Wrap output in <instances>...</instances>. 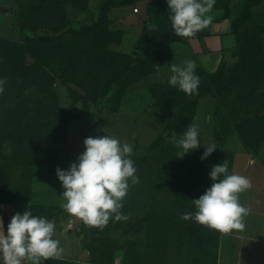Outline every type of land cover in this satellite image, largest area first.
Listing matches in <instances>:
<instances>
[{
	"label": "rangeland",
	"instance_id": "374dc122",
	"mask_svg": "<svg viewBox=\"0 0 264 264\" xmlns=\"http://www.w3.org/2000/svg\"><path fill=\"white\" fill-rule=\"evenodd\" d=\"M36 1L29 3L27 0H0L1 40L13 46H20L25 43V37L60 36L61 33H54L49 29H40L35 34L21 33L17 24L18 14L21 9L28 8ZM106 4L111 10L107 23L102 24L104 32L76 38L66 36L62 40L69 46L64 56L67 67L61 75L62 79L51 77V87L48 90L57 98V108L64 111H74L77 108L85 111L97 109L94 116L98 120L97 128L103 130L102 135L113 136L121 143L131 145L133 153L130 158L143 162L141 165L134 164L139 182L133 184L131 179L129 180L127 195L122 201L120 212L128 219L114 221L110 218L109 223L102 228L87 224L82 226V244L86 255L80 264H93L89 252L92 237L110 241V249L115 250L114 264H129V245L133 243L138 244L140 253L135 264H215L214 244L204 242L195 229H190L194 218L185 220L183 216L186 213H192L194 216L196 208L193 200L198 199L211 187V182L208 180L204 183V179L195 184L189 172L192 160L188 157L195 153L203 155L206 150L203 142L212 143L217 147L213 153L217 154L219 163L227 160L229 171L231 154L227 147L219 146L215 136L219 117L210 115L211 122H208V125H197L198 120L192 123L203 136L199 138L201 147L190 151L183 158H178L176 153L172 154L164 149L152 150L153 145L163 138L164 145L181 151L177 145L183 137L166 129V124L173 118L172 112L176 108H157L153 100L149 101L148 93L145 95V92H141L148 90L152 85L168 81L172 75L173 63H161L165 57L163 52L159 53L162 50H154L155 54L158 53L155 56L158 64L149 62L147 76L131 88L125 89L121 98H118L116 89L108 95L100 89L114 67V57L127 56L134 52L151 11L163 9L165 16L168 15L165 17L168 28L174 31L170 20L172 13L166 0H88L87 8L84 9L65 7V31H79L84 27L95 26ZM136 9L139 10L138 13ZM3 10L7 12L4 13ZM259 11H264V5ZM262 28L264 21L247 20L239 29L241 48L225 61L222 75L215 78L198 75L199 86L205 87L202 91L216 95L215 112H218L221 123L224 120H230L234 125H237L238 121L244 124L252 123L264 115V40L262 38V44L256 47L255 41L252 40L256 31L261 33ZM162 47H166L165 44ZM141 56L146 57L145 54ZM244 60L249 61L248 67L243 66ZM26 62L30 65L33 59L27 55ZM98 76L101 84L96 87ZM199 91L202 93L199 89L196 93ZM196 96L197 94L189 95V100ZM201 113L211 114L209 108ZM249 149L255 154L259 152L256 142ZM39 156L46 160L42 165L34 167L30 181L24 177L21 168L15 169L12 176L14 187L30 183L33 191L53 180L56 175L53 170L57 169L58 164L53 145L44 143ZM207 164L205 173L209 174L212 165Z\"/></svg>",
	"mask_w": 264,
	"mask_h": 264
},
{
	"label": "trees",
	"instance_id": "16d2710c",
	"mask_svg": "<svg viewBox=\"0 0 264 264\" xmlns=\"http://www.w3.org/2000/svg\"><path fill=\"white\" fill-rule=\"evenodd\" d=\"M32 3V0H27ZM263 0H245V7L242 14L233 22V33L237 37V49L233 54L240 50V26L247 20L264 18V14H254L253 8ZM231 0H216L215 5L218 9L225 11L228 16ZM88 0H37L28 8L21 9L18 14L21 33H37L40 29H49L54 33H61L58 38L54 37H25L24 44L17 46L0 39V80L4 81L3 92L0 93V214L5 221L7 231L8 220L2 211V206L8 203L25 201L32 195V189L29 184H20L13 186V173L16 168H21L24 177L30 181L35 166L42 165L46 158H41L39 153L44 143L51 145L65 144L69 137L68 124L75 118L73 110L64 111L57 108V98L49 92L51 87V77L61 78L66 69L64 56L69 50L68 44L63 43L66 36L85 37L87 34L95 32H104L102 24L107 23L108 13L111 10L106 4L101 10V18L95 26L84 27L79 31L66 30L67 25L64 21V10L66 6H73L78 9L87 8ZM4 13L7 10H3ZM168 17V15L166 14ZM165 11L157 9L151 11V16L143 25L141 36L137 42L136 48L132 54L127 56H116L113 59L114 66L109 74L107 81L102 83L100 90L108 95L116 89L118 98L123 96L125 89L131 88L134 84L140 82L149 73L148 63L158 64L154 50L160 48L165 57L161 63H170L173 61L170 44L179 41L182 37L177 36L174 31L169 30L168 22L165 19ZM259 21V20H258ZM264 28L261 33L252 36L255 41V47L263 42ZM165 44L166 47H162ZM254 48V47H253ZM251 48V49H253ZM250 49V50H251ZM257 49V48H255ZM258 49H260L258 47ZM145 54L146 57H142ZM232 54V55H233ZM33 59L32 64L28 65L26 56ZM153 58V59H152ZM151 60V61H150ZM249 61H243V66L248 67ZM225 62L221 64L219 70L214 74H206L196 71V75L204 74L211 78L222 75ZM264 66V62H263ZM96 80V87L101 84L100 76ZM64 78V76H63ZM62 79V78H61ZM264 82V80L262 81ZM199 90L205 87L198 86ZM207 88V86H206ZM154 99V105L157 107L176 108L171 121L166 124V129L170 132L182 136L183 132L194 122L197 112L206 102H212L214 107V116L219 117L216 125V141L219 146H224L229 136L238 133L245 143L247 149L256 142L258 149L264 140V115L257 118L252 123L244 124L238 121L237 125L230 120H224L221 123L218 112H215L216 95L208 92L199 91L196 97L189 100V95L173 88L168 81L152 85L148 88ZM30 93V94H27ZM193 94V95H194ZM225 126L227 129H225ZM224 129L226 131H224ZM164 149L169 153L180 151L177 148H171L164 145L163 138H160L152 147V150ZM225 153L224 151H222ZM229 152V151H228ZM230 153V152H229ZM231 154L232 166L233 155ZM223 156V155H222ZM45 157V156H44ZM200 153L189 156L192 160L190 164V177L195 184L201 179L213 181L209 174L205 173L207 163L212 167L219 164L216 153H212L208 159H201ZM56 159L59 161V153H56ZM143 161H134V164L141 165ZM212 169V168H211ZM57 169H54L55 172ZM181 183V182H180ZM53 208L51 207H32L33 215H48ZM85 223L82 221L81 228ZM190 229H195L204 242L213 243L216 252V261L218 260V245L221 231L202 225L195 220ZM81 231H83L81 229ZM108 239L92 237L90 239L89 252L91 263L93 264H114L115 250L110 249ZM98 244V246H96ZM99 254V255H98ZM138 244L129 245V264H135L139 257ZM46 264H77L69 261H62L49 258Z\"/></svg>",
	"mask_w": 264,
	"mask_h": 264
},
{
	"label": "clouds",
	"instance_id": "9594fccd",
	"mask_svg": "<svg viewBox=\"0 0 264 264\" xmlns=\"http://www.w3.org/2000/svg\"><path fill=\"white\" fill-rule=\"evenodd\" d=\"M172 15L170 20L177 36L191 37L211 24L210 15L216 0H166ZM195 62L187 60L184 66L171 68L168 83L185 94L197 92L199 76L195 73ZM4 81L0 80V93ZM202 134L195 125H190L178 141V158L201 147ZM203 142V141H202ZM85 150L77 162L68 169L57 168L56 174L64 189V208L70 215L80 218L85 224L104 227L110 218L127 220L120 212L127 195L129 180L138 183L137 169L130 158L133 147L121 143L110 135L87 137L83 141ZM206 150L201 159H207L217 147L204 143ZM213 181L203 195L193 200L196 212L186 213L183 219L194 220L202 225L228 232L243 229L242 217L248 210L239 202V194L252 187L251 181L241 175L229 174L228 163L212 167L209 173ZM0 264H44L49 258L59 257L63 249L54 239L55 224L46 217L33 215L29 210L15 214L4 231L0 219Z\"/></svg>",
	"mask_w": 264,
	"mask_h": 264
},
{
	"label": "crops",
	"instance_id": "0c3cea01",
	"mask_svg": "<svg viewBox=\"0 0 264 264\" xmlns=\"http://www.w3.org/2000/svg\"><path fill=\"white\" fill-rule=\"evenodd\" d=\"M263 5L264 0L253 8V13L264 14V11H259ZM244 7L245 0H231L229 14L225 16V11L214 5L210 13L213 17L211 24L191 37H182L179 41L170 44L173 65L182 67L185 61L192 60L196 65L195 72L216 73L221 64L229 60L237 49L233 22L242 14ZM257 20L264 21V18ZM17 24L19 25L18 17ZM141 92H145V95L147 92L149 101H154L148 90L144 89ZM213 106L212 102H206L204 106H201L194 120L195 122L198 120L197 125L203 123L208 125V122H211L210 115L215 118ZM130 107L129 105V109ZM207 108L210 109L211 114H206L207 112L200 114ZM96 113L97 109L85 111L77 108L73 111L75 118L69 121L67 142L53 145V151L59 153L60 157L57 168L66 170L72 163L77 162V157L85 150L83 143L85 138L103 136V130L97 128L98 120L94 116ZM172 113L175 114L176 110ZM100 125L102 126L101 123ZM224 146L233 155L230 174L247 177L252 187L239 194V202L248 210L247 215L242 217L244 228L233 229L225 234L221 232L217 264H264V156H262L264 155V140L258 154L247 149L238 133L229 136ZM63 191L56 174L51 182L35 188L29 199L5 204L2 206V211L9 224L15 214H23L26 210L31 211L32 207L53 208L48 215H37L46 217L55 224L53 238L59 241L63 252L59 257H52V259L80 264L86 255L82 244V220L66 212ZM0 219L3 221V228L6 232L5 221L1 214ZM25 264H31V262L25 261Z\"/></svg>",
	"mask_w": 264,
	"mask_h": 264
},
{
	"label": "built area",
	"instance_id": "2783aa9c",
	"mask_svg": "<svg viewBox=\"0 0 264 264\" xmlns=\"http://www.w3.org/2000/svg\"><path fill=\"white\" fill-rule=\"evenodd\" d=\"M135 11H136V13H138V11H139V10H138V9H136ZM222 233H223V234H225L226 232H222Z\"/></svg>",
	"mask_w": 264,
	"mask_h": 264
}]
</instances>
